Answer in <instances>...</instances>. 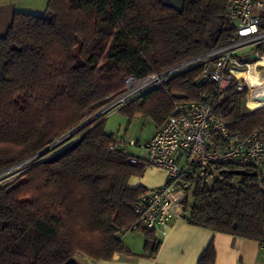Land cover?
<instances>
[{
  "label": "trees",
  "instance_id": "16d2710c",
  "mask_svg": "<svg viewBox=\"0 0 264 264\" xmlns=\"http://www.w3.org/2000/svg\"><path fill=\"white\" fill-rule=\"evenodd\" d=\"M229 3L185 0L178 12L162 0H48L41 14L14 12L0 36V174L122 95L128 76L162 74L224 44L233 33ZM253 51L264 58V41ZM199 73V65L175 72L117 111L129 121L148 117L157 128L175 103L213 94ZM246 94L235 80L222 98L212 96L216 111L229 134L257 131L264 139V106L257 107L264 102L245 110ZM104 125L97 116L63 151L31 159L11 183L0 184V264H76L77 255L99 261L130 253L121 237L135 222L132 203L147 189L129 186V179L145 167L128 162ZM236 169L254 171L232 164L196 170L182 217L264 243V173L236 175ZM141 231L153 255L158 242L152 231ZM197 264H215L212 240Z\"/></svg>",
  "mask_w": 264,
  "mask_h": 264
},
{
  "label": "built area",
  "instance_id": "2783aa9c",
  "mask_svg": "<svg viewBox=\"0 0 264 264\" xmlns=\"http://www.w3.org/2000/svg\"><path fill=\"white\" fill-rule=\"evenodd\" d=\"M261 9L262 3L257 0H230L226 19L232 25L233 33L224 44L162 74L152 73L140 79L130 75L125 79L124 93L110 104L115 106L114 110L161 85L171 74L194 65L200 66L197 80L210 83L213 94L206 93L198 101L175 103L171 115L146 143L140 145L144 154L129 152V147L137 144L133 140H115L116 147L129 153L130 164L163 168L166 172L161 185L148 189L134 200L131 208L135 222L123 231L124 234L140 229L155 231L182 217L193 189L191 177L195 176L196 170L213 164H232L264 173V139L257 131L243 137L237 133L229 134L212 97L222 98L235 80L239 90L244 86L247 88L244 99L251 94L245 72L252 64L254 68L262 67L257 63L262 55L253 51L256 44L264 41V30L260 29L262 17L257 13ZM260 90L264 91V88Z\"/></svg>",
  "mask_w": 264,
  "mask_h": 264
},
{
  "label": "crops",
  "instance_id": "0c3cea01",
  "mask_svg": "<svg viewBox=\"0 0 264 264\" xmlns=\"http://www.w3.org/2000/svg\"><path fill=\"white\" fill-rule=\"evenodd\" d=\"M257 1L262 3V9L257 13L264 16V0ZM47 2L48 0H0V36L10 25L14 12L41 14L45 10ZM257 61L262 66L261 70L254 68L252 64L253 72L264 79V73H262L264 72V58L258 57ZM251 81L256 83L254 91L250 95L252 104L248 102L249 107L257 102H264L261 99L252 100L259 84L254 76ZM244 103L245 101H243ZM243 107L248 110L255 108V106L251 109ZM105 132L108 133L106 130ZM113 138L116 141H125L114 135ZM142 154L144 153L142 152ZM165 174L163 168L145 167L140 177L132 176L129 179V186L142 185L147 190L152 189L163 183ZM152 232L158 242V247L153 255L144 248V243L142 250L137 252H133L129 246L124 244L130 251L129 254L117 253L110 260L99 261L81 258L76 264H197L201 253L211 240L215 248V264H264V243L195 226L189 224L184 217L173 219L164 227Z\"/></svg>",
  "mask_w": 264,
  "mask_h": 264
},
{
  "label": "rangeland",
  "instance_id": "374dc122",
  "mask_svg": "<svg viewBox=\"0 0 264 264\" xmlns=\"http://www.w3.org/2000/svg\"><path fill=\"white\" fill-rule=\"evenodd\" d=\"M257 69L261 70L260 67H257ZM239 81L240 80H238V82ZM246 81L250 85L251 93H253L254 86H255L254 84L256 82L255 81L250 82L248 79H246ZM114 101L115 100L111 101L109 104H111ZM244 101L245 103L244 104L242 103L243 106H246V108H250V109L253 108L254 106L256 107V104L260 103V102H257L249 107L248 102L250 103L252 102L251 96H248V98L244 99ZM107 105L105 106L99 105L95 109L85 113L83 119L78 125L80 126L79 128L77 126L73 130H70L64 133L59 138L54 140L49 145V148L45 152L37 156L36 159H39V160L47 159L63 151L66 147L71 145L76 140L77 138L75 136L76 131L80 129L82 126L87 125L92 120H94L96 118V114H98L99 112H102V110H104V112L100 113L101 115L99 116H104L105 118V125H104L105 130L109 134H113L117 138H122L127 142L130 140H133L134 142H136L137 143L136 145H132L129 147V152L134 155H141L142 151L140 149V145H143L151 138V135L153 134L155 130L154 122L148 117H135L129 121V119L123 113H121L120 111H117V109L114 110L115 106L108 107ZM261 106H264V105H259L257 107H261ZM245 110H248V109H245ZM21 166L23 165L17 166L13 169L10 168V170L4 171L3 173H1L0 174V184L2 185L5 183H11L16 178L18 172L20 171L18 169ZM210 182H211V179L208 177L207 183H210ZM121 240H122V243L129 246L133 252L141 251L143 247V243H144V232L141 230L128 231L126 232V234H124L123 237H121ZM82 255H77L75 258H73L75 262H79L81 258H87V256L85 257V255L84 256Z\"/></svg>",
  "mask_w": 264,
  "mask_h": 264
},
{
  "label": "water",
  "instance_id": "95a60500",
  "mask_svg": "<svg viewBox=\"0 0 264 264\" xmlns=\"http://www.w3.org/2000/svg\"><path fill=\"white\" fill-rule=\"evenodd\" d=\"M162 1H163V3H164L165 6L173 7L178 12H181L183 10V6H184V2H185V0H162ZM252 57H255V55H252ZM258 93L260 95L264 96V91L259 90ZM107 106L110 107L111 105L109 104ZM103 112H104V110H102V112H99L98 114H96V117L99 116V115H101L100 113H103ZM79 127L80 126H78V128ZM48 148H49V146L45 147L44 149H42L39 152H37L36 154L32 155L28 159H26L23 162L15 165L11 169H13V168H15L17 166L23 165V164L27 163L28 161H30L33 158H36L37 156H39L40 154H42L43 152H45ZM8 170H10V169H8ZM8 170H6V171H8ZM233 173L236 174V175H256V172L255 171L249 172V171H247L245 169H236V170H233Z\"/></svg>",
  "mask_w": 264,
  "mask_h": 264
},
{
  "label": "bare ground",
  "instance_id": "6f19581e",
  "mask_svg": "<svg viewBox=\"0 0 264 264\" xmlns=\"http://www.w3.org/2000/svg\"><path fill=\"white\" fill-rule=\"evenodd\" d=\"M253 76L257 80L259 84V88L254 92L252 96V100L255 101V99H261L264 100V96L257 93L261 88H264V79H262L257 73L253 72V66H250V70L248 72H245V78L248 80H253Z\"/></svg>",
  "mask_w": 264,
  "mask_h": 264
}]
</instances>
